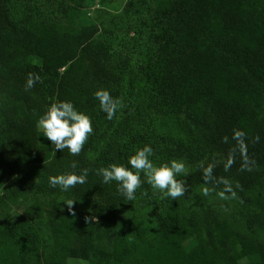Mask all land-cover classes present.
Instances as JSON below:
<instances>
[{"label": "trees", "instance_id": "16d2710c", "mask_svg": "<svg viewBox=\"0 0 264 264\" xmlns=\"http://www.w3.org/2000/svg\"><path fill=\"white\" fill-rule=\"evenodd\" d=\"M85 1L0 0V264H264V0H126L99 23L80 19ZM131 32L147 36L141 89L167 111L172 139L195 163L177 179L197 209L148 221L120 220L132 201L95 174L127 166L120 149L92 158L86 142L71 156L37 127L53 103L88 113L101 110L96 90L118 98L109 62L113 42ZM82 169L83 185H49ZM205 189L224 193L226 209L205 207ZM31 194L49 198L42 224L51 242L27 218L11 219L10 205ZM71 201L84 213L70 212Z\"/></svg>", "mask_w": 264, "mask_h": 264}, {"label": "rangeland", "instance_id": "374dc122", "mask_svg": "<svg viewBox=\"0 0 264 264\" xmlns=\"http://www.w3.org/2000/svg\"><path fill=\"white\" fill-rule=\"evenodd\" d=\"M125 4L126 0H108L105 3L100 0H86L80 9L79 16L84 22H107L108 16L104 12L120 13ZM124 38L113 42V56L109 62L110 69L118 73L120 77L117 100L120 101L121 107L112 120L106 119L99 109L86 113L91 118L93 127V132L86 141L91 144L89 156L98 157L103 150L114 147L113 150L120 149L122 154L129 159L138 148L147 144L153 148L154 163L163 164L173 159L181 160L187 172L195 163L185 156L182 149L172 139L175 138V133L167 111L151 101L148 94L145 95L141 89L144 80L143 57L148 45L147 36L135 40L131 32ZM29 61L38 65L41 63L37 56H31ZM40 132L43 133L41 129ZM161 135L166 136L165 139H162ZM36 180L35 178L30 180L26 188ZM206 190L202 193L205 207L215 210L226 209V199H222L219 194L210 190H207L209 195L205 196ZM135 196L132 205L125 204L124 209H118L117 214L120 220H126L128 216L134 214L135 219L148 221L155 220L161 213L167 214L177 209L188 211L197 209L188 196L185 195L177 200H172L170 197L165 198L162 193L152 189L146 182L142 183ZM48 202L49 198L41 195L31 194L27 200L20 197L17 202L10 205L11 219L27 218L35 224L41 239L51 242V233L42 224L46 209L49 208ZM71 207L72 211L79 215L86 210L83 204H72ZM246 261L249 259H243L240 264ZM67 263L86 264L75 258H69Z\"/></svg>", "mask_w": 264, "mask_h": 264}, {"label": "clouds", "instance_id": "9594fccd", "mask_svg": "<svg viewBox=\"0 0 264 264\" xmlns=\"http://www.w3.org/2000/svg\"><path fill=\"white\" fill-rule=\"evenodd\" d=\"M36 79H39L38 77ZM34 83L29 78L28 85ZM95 99L99 102L101 111L106 114L108 120H112L118 109L121 107L119 100L114 99L107 90L98 89L94 93ZM37 127L43 131L56 151L67 149L69 155L78 156L89 136L93 132L92 120L84 112L79 111L70 101H59L51 104L46 112L37 122ZM242 135V134H241ZM153 148L144 145L138 148L128 159L127 166L110 164L107 167H100L95 170V174L101 177L103 184L115 183L117 191L127 201L135 200L137 190L146 182L152 189L162 193L165 198L170 197L177 200L185 196L186 188L183 182L177 179L181 175H186L185 164L181 160L173 159L167 163H154ZM73 168L76 164L72 165ZM88 169H82L79 174L69 172L49 177V185L52 188H59L61 191H68L77 185L87 182ZM143 175V180H142ZM231 192V189H228ZM205 196L209 193L206 190ZM235 198V192H231ZM222 199L228 197L220 193ZM69 211H72L73 201L66 203Z\"/></svg>", "mask_w": 264, "mask_h": 264}]
</instances>
